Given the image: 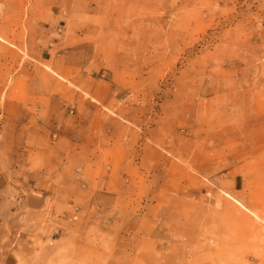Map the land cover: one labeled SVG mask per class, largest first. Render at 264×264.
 <instances>
[{"label": "rangeland", "instance_id": "374dc122", "mask_svg": "<svg viewBox=\"0 0 264 264\" xmlns=\"http://www.w3.org/2000/svg\"><path fill=\"white\" fill-rule=\"evenodd\" d=\"M0 178L8 264H264V0H0Z\"/></svg>", "mask_w": 264, "mask_h": 264}, {"label": "crops", "instance_id": "0c3cea01", "mask_svg": "<svg viewBox=\"0 0 264 264\" xmlns=\"http://www.w3.org/2000/svg\"><path fill=\"white\" fill-rule=\"evenodd\" d=\"M45 207L46 197L42 194L20 193L19 189L0 181V264H8L9 241L22 235L23 227L32 226V217Z\"/></svg>", "mask_w": 264, "mask_h": 264}]
</instances>
